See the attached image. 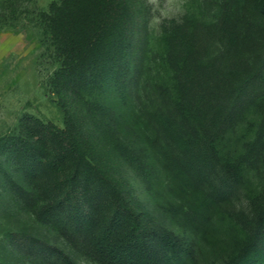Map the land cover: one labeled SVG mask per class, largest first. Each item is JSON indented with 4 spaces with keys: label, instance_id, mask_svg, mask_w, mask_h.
<instances>
[{
    "label": "trees",
    "instance_id": "trees-1",
    "mask_svg": "<svg viewBox=\"0 0 264 264\" xmlns=\"http://www.w3.org/2000/svg\"><path fill=\"white\" fill-rule=\"evenodd\" d=\"M147 15L146 0H59L40 15L42 44L52 49L57 65L50 83L64 128L34 120L19 134L0 138V172L15 192L5 204H17L62 231L76 228L77 235L92 226L87 214L108 203L111 215L102 240L108 244L116 230L122 232L109 264H209V254L227 251L229 237L243 247L229 254L228 264H264L259 248L264 237L238 224L227 209L230 194L214 192L186 161L196 155L189 148L192 128L202 133L210 127L201 96L214 87L217 116L224 118L213 140L220 160L229 164L247 138H264V0H188L182 20L170 21L160 32L149 28ZM230 42L241 52L250 45L263 49L255 71L241 69V62L249 64L245 57L235 63L238 48ZM213 44L218 49L211 51ZM77 105L88 115L76 112ZM250 115L257 118L248 121ZM114 126L141 137L154 197L181 232L192 236L159 235L153 220L132 206L123 180L103 165L99 150ZM244 156L237 155L229 167L236 188L251 194V172L260 170ZM60 172L69 174L54 186L59 200L44 205L42 181ZM55 207L62 215L45 216ZM152 236L160 241L157 251L147 242ZM32 243L47 264H77L61 249Z\"/></svg>",
    "mask_w": 264,
    "mask_h": 264
},
{
    "label": "rangeland",
    "instance_id": "rangeland-1",
    "mask_svg": "<svg viewBox=\"0 0 264 264\" xmlns=\"http://www.w3.org/2000/svg\"><path fill=\"white\" fill-rule=\"evenodd\" d=\"M187 1L146 0L149 28L160 32L170 21L180 22L185 15ZM58 2L59 0H0V138L19 134L24 130L22 127L24 123L34 120L44 125L51 123L64 128V113L60 107V99L50 83L57 65L52 57V49H47L42 44L40 27V15L48 14L51 6ZM230 46L234 50L238 48L237 53H234L235 63L242 61L241 56L245 57L249 59V64L241 62V69L255 71L258 55L263 49L258 50L250 45L249 49L241 52L239 49L241 46H238L237 42H230ZM213 48L211 51L217 50L218 45L213 44ZM217 89L214 87L201 96L203 111L210 115L211 123L202 133L192 128V143L189 148L194 150L196 155L187 158L186 161L189 162L188 167L195 177L212 185L214 192L230 194L227 209L238 224L252 235L258 233L264 237V138L254 135L247 138V143L240 146L241 152L237 154L244 156L245 153L244 157L255 162L260 170L251 172L255 190L247 194L240 191L238 186L236 188L233 168L229 167L237 155L235 157L232 155L233 158L230 157L232 161H228L230 163L227 164L226 161L220 160L214 148L213 140L219 127L218 122H224V118L217 116L219 106L214 99ZM244 108L243 106L242 111ZM74 110L88 115L79 105L75 106ZM248 118V121H251L257 116L250 115ZM103 139L99 148L105 154L103 165L109 167L112 172L115 171L116 177L123 180L132 206L144 211L153 220V231L159 235L162 233L179 235L182 239L192 236L181 232L180 227L154 197L145 177L146 171L150 170L151 161L145 159L141 137L136 132L125 131L122 126H114L105 132ZM172 147L179 151V146L175 142ZM6 169L11 172L9 167ZM68 174L60 172L44 177L42 187L45 195L39 193L44 205L48 202L55 204L59 200L57 194L59 191L54 189V186L57 182L65 181ZM14 181L20 184V179L16 178ZM14 193L4 173L0 172V264H47L42 256H37L32 251L31 246L34 244L32 242L37 246L48 245L61 249L70 254L77 264H109L111 256H115L112 251L120 247L121 230H116L108 244L102 240L111 215L108 203H98L94 211L87 214L88 219L93 222L90 230H80L77 235H73L72 232L76 228L72 231H62L57 226L48 225V219L37 217L17 204H5ZM86 207L87 204L84 209ZM43 210L45 212L44 208ZM55 213L62 215L61 207L53 208L45 216H52ZM65 213L68 214V209H65ZM190 238L192 240L193 237ZM147 242L154 251L160 249L161 244L157 238L149 237ZM225 244L226 252L220 254L213 252L207 256L209 264H228L229 254L243 247V242L236 237L227 238ZM259 248L264 253V240L260 241Z\"/></svg>",
    "mask_w": 264,
    "mask_h": 264
}]
</instances>
